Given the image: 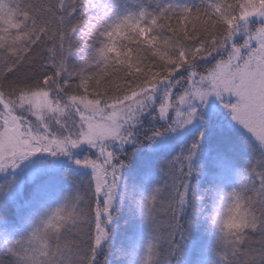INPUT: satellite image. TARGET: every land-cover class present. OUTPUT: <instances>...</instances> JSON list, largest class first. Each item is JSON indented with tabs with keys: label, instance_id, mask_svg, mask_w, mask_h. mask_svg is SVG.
<instances>
[{
	"label": "snow or ice",
	"instance_id": "1",
	"mask_svg": "<svg viewBox=\"0 0 264 264\" xmlns=\"http://www.w3.org/2000/svg\"><path fill=\"white\" fill-rule=\"evenodd\" d=\"M0 264H264V0H0Z\"/></svg>",
	"mask_w": 264,
	"mask_h": 264
}]
</instances>
